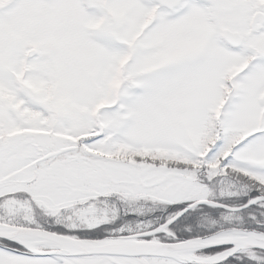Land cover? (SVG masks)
I'll list each match as a JSON object with an SVG mask.
<instances>
[{
    "label": "snow or ice",
    "instance_id": "1",
    "mask_svg": "<svg viewBox=\"0 0 264 264\" xmlns=\"http://www.w3.org/2000/svg\"><path fill=\"white\" fill-rule=\"evenodd\" d=\"M0 264H264V0H0Z\"/></svg>",
    "mask_w": 264,
    "mask_h": 264
}]
</instances>
